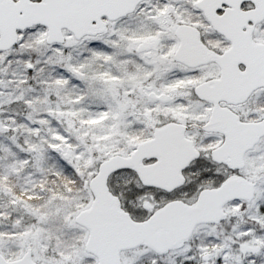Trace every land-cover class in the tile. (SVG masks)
I'll return each instance as SVG.
<instances>
[{"label": "snow or ice", "instance_id": "1", "mask_svg": "<svg viewBox=\"0 0 264 264\" xmlns=\"http://www.w3.org/2000/svg\"><path fill=\"white\" fill-rule=\"evenodd\" d=\"M0 264H264V0H0Z\"/></svg>", "mask_w": 264, "mask_h": 264}]
</instances>
